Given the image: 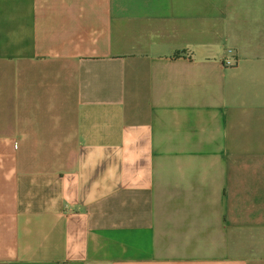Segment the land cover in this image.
I'll return each instance as SVG.
<instances>
[{
    "label": "crops",
    "instance_id": "0c3cea01",
    "mask_svg": "<svg viewBox=\"0 0 264 264\" xmlns=\"http://www.w3.org/2000/svg\"><path fill=\"white\" fill-rule=\"evenodd\" d=\"M0 264H264V0H0Z\"/></svg>",
    "mask_w": 264,
    "mask_h": 264
},
{
    "label": "trees",
    "instance_id": "16d2710c",
    "mask_svg": "<svg viewBox=\"0 0 264 264\" xmlns=\"http://www.w3.org/2000/svg\"><path fill=\"white\" fill-rule=\"evenodd\" d=\"M180 56H181V53H180V52H178V53H176V54H175V56H174V57H175V58H178V57H180Z\"/></svg>",
    "mask_w": 264,
    "mask_h": 264
},
{
    "label": "built area",
    "instance_id": "2783aa9c",
    "mask_svg": "<svg viewBox=\"0 0 264 264\" xmlns=\"http://www.w3.org/2000/svg\"><path fill=\"white\" fill-rule=\"evenodd\" d=\"M228 64H233V62L231 60H227Z\"/></svg>",
    "mask_w": 264,
    "mask_h": 264
}]
</instances>
